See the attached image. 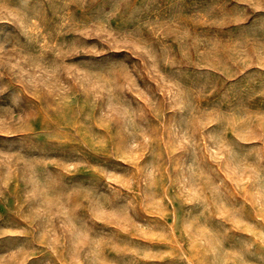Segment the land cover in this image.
I'll use <instances>...</instances> for the list:
<instances>
[{
  "label": "rangeland",
  "instance_id": "rangeland-1",
  "mask_svg": "<svg viewBox=\"0 0 264 264\" xmlns=\"http://www.w3.org/2000/svg\"><path fill=\"white\" fill-rule=\"evenodd\" d=\"M0 264H264V0H0Z\"/></svg>",
  "mask_w": 264,
  "mask_h": 264
}]
</instances>
